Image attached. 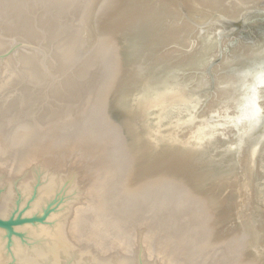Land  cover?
<instances>
[{
  "label": "water",
  "instance_id": "1",
  "mask_svg": "<svg viewBox=\"0 0 264 264\" xmlns=\"http://www.w3.org/2000/svg\"><path fill=\"white\" fill-rule=\"evenodd\" d=\"M0 264H264V0H0Z\"/></svg>",
  "mask_w": 264,
  "mask_h": 264
}]
</instances>
